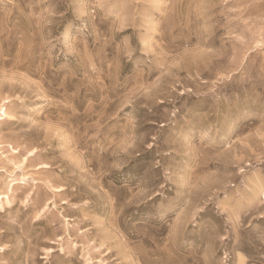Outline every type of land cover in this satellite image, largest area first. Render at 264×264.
<instances>
[{"label": "rangeland", "instance_id": "obj_1", "mask_svg": "<svg viewBox=\"0 0 264 264\" xmlns=\"http://www.w3.org/2000/svg\"><path fill=\"white\" fill-rule=\"evenodd\" d=\"M0 264H264V0H0Z\"/></svg>", "mask_w": 264, "mask_h": 264}]
</instances>
